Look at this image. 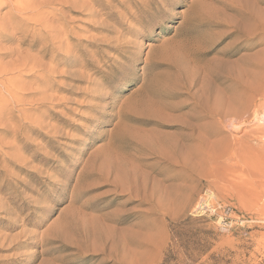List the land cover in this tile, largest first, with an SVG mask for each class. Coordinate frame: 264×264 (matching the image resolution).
<instances>
[{
	"label": "rangeland",
	"instance_id": "374dc122",
	"mask_svg": "<svg viewBox=\"0 0 264 264\" xmlns=\"http://www.w3.org/2000/svg\"><path fill=\"white\" fill-rule=\"evenodd\" d=\"M7 1L0 2V93L8 99L0 104V264H264V32L252 49H238L203 17L223 19L242 0H21L16 10ZM204 32L215 42L210 56L237 50L231 60L256 54L263 66L249 89L231 92L235 114L210 166L165 162L152 172L148 164L157 161L144 162L151 204L103 194V183L80 195L93 157L111 148L122 123L135 124L127 119L138 115L134 98ZM203 90L193 88L198 97L218 95ZM206 96L197 111L213 108ZM100 207L126 218L118 227L142 243L116 248L124 258L104 262L99 241L97 251L84 252L71 243L72 218Z\"/></svg>",
	"mask_w": 264,
	"mask_h": 264
},
{
	"label": "bare ground",
	"instance_id": "6f19581e",
	"mask_svg": "<svg viewBox=\"0 0 264 264\" xmlns=\"http://www.w3.org/2000/svg\"><path fill=\"white\" fill-rule=\"evenodd\" d=\"M20 1L21 0H16V2L14 0H8L7 2H9L12 6V10H16L22 6L23 1ZM242 1H244V5H241ZM242 1L240 5H237L235 8L231 6L226 7V10L224 11L225 16L223 19L217 18L216 15L210 11L206 14H203V17H205L208 26L211 25L215 29H225L222 34L226 37L233 38V44H235L238 49L242 48L250 50L258 44V35L264 32V10L262 9L263 7L260 8L259 6V4L264 3V0H253V3H251V9L246 7V5H250L249 0ZM27 3L29 2L27 1ZM30 3L34 5L33 2L30 1ZM28 6L30 5L28 4ZM227 10H232L233 13L228 14ZM195 11H197V9H195ZM214 11L216 12L217 10ZM244 38H247L248 40ZM190 39H187V43L181 45V47L183 46L184 54L183 58L180 59L182 61L178 62L176 60H172L169 61V63L168 60L170 59L168 58L167 62L169 64V72L167 74L163 73L164 75H158L159 80L156 82L154 81V84H149L146 90L144 89L145 91L143 90L139 94V98H134L133 106H136L133 108L134 110L132 112L134 114H138L139 116L127 115V119L131 120V122L134 121L133 123L135 124L128 126L129 124L123 125L122 123L121 127L124 126L126 129H119L117 134H114L115 138L112 139L111 137V142H109V147L111 148L106 149L103 153L101 152L102 154L97 153L95 157H93L92 164L90 163L91 165L89 164L87 167L89 168V170H87L88 172L83 175L81 179H79L81 183H84L82 184L83 188L79 190L80 195L85 192L90 193L91 191L96 190L97 187L103 183V186L108 188L103 194L116 195V198H126V202L129 201V203L138 202L139 205H145L148 201H150L149 203L151 204V200L153 201V199L151 198L152 195L150 193H152L153 189L149 193L148 184L146 183L148 181V177L146 180V176L149 174L147 172L148 175H145L146 171L145 174L142 173L144 171L140 172L141 170H145L142 169V166H147L144 162L148 161L149 159L157 161L155 164H148L152 172H156V166H161L165 162L172 166H176L178 163L186 164L185 162L194 164L195 166L201 168H208L206 166H210V163L214 160L213 147L223 139L222 133L224 132V128H227V126H225V121L229 116H233L235 114L232 106L228 105L232 103V100L234 99L231 92H242L246 89H249L250 86H252L251 84L258 80L260 72L259 70H261L263 66L261 65L262 63L258 61L259 59H254L258 56L256 54L254 58L249 56L248 58L246 56H241L237 58V60H231L234 54H236L235 52H237V50L227 52L223 51L210 56V49L215 42L212 37L206 34V32L199 33V35L194 37V39ZM249 39H251L250 43H242L243 40L249 41ZM172 57L171 59H173ZM19 61L20 60H18V62ZM30 69H32V67H30ZM248 80H250L252 83L250 84ZM201 83L202 89L204 87V90L207 92L215 90L218 93V95L214 93L217 96L215 95L213 97L211 95L206 96L202 94L203 96H206L204 99L207 101L208 105L210 101L213 102L214 106L211 105L213 108L210 110L207 109L197 111L199 103L202 102L201 98L203 96H196L197 92L193 91V88ZM226 84H232L233 88L228 90L226 88ZM8 88L10 87L8 86ZM206 91H204V93L208 94ZM11 92H9V94ZM13 95L16 96V93ZM13 95L12 98L14 99L15 96L13 97ZM184 95L189 97L190 100L181 99ZM210 96L212 98H210ZM4 97H6V95ZM4 97L0 93V104H2V106L8 104H5V102L1 103V101L8 100ZM240 101L241 100H239V103ZM234 102L235 104L237 103L236 100ZM11 105L8 106L11 107ZM211 106H209V108ZM131 108L132 107L127 108L126 111ZM185 108H189L188 111L181 113L180 111ZM246 110L244 112H246ZM178 112H180V114H175ZM244 112L241 111L239 114L242 116ZM127 113L128 112H126V114ZM1 116L3 117V115ZM124 117L126 119V116ZM208 119L212 120L208 122ZM172 121H178L179 124L177 123V125H172L170 124ZM30 122L32 123V121ZM124 122L126 123V121ZM213 122H218L219 126L216 125L217 123L214 124ZM211 124L215 125L216 127L211 128L213 126ZM118 126L120 127V125ZM126 126H128V128ZM148 126H152V128H145ZM166 128H174L175 131L170 132L164 130ZM226 137L224 136V138ZM190 168H192V166ZM159 172L162 173L161 171ZM156 176L157 175L152 176V179L157 183H160V181L164 179L163 178L158 182ZM153 183V185H155V182ZM167 186L171 187V185ZM160 188L161 185H159V189ZM97 198L99 197L97 196ZM153 205L156 206V204ZM81 207L86 208L84 204ZM101 210L102 207L93 210L92 213L86 214L84 212L83 214L72 218L70 222L71 225L69 226H73V229L71 231L69 230L72 232L69 233L72 237L71 243L76 245L77 249L80 251H97V244H102L103 246H100L99 251L101 249L103 252V261L105 262V260L109 261L111 257H122V254L118 256L115 251L116 248H119L116 249L117 251L122 250V253H124L123 250L126 248L127 244H136L138 247L140 244H142L131 238L132 236H127V231H124L125 229L122 230L123 228L120 229L118 227L119 224L125 223L127 221L126 218H113L112 214L101 213ZM96 241L99 242L96 244ZM114 251L116 254H114ZM124 262L126 261L121 262V264ZM125 264H127V262Z\"/></svg>",
	"mask_w": 264,
	"mask_h": 264
}]
</instances>
